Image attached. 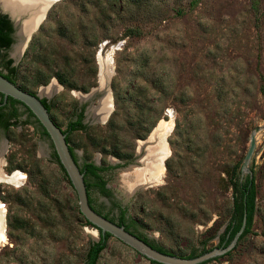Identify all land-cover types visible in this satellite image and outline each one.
<instances>
[{"label":"rangeland","instance_id":"374dc122","mask_svg":"<svg viewBox=\"0 0 264 264\" xmlns=\"http://www.w3.org/2000/svg\"><path fill=\"white\" fill-rule=\"evenodd\" d=\"M16 42L14 34L0 50L16 66L15 85L45 98L60 129L82 107L87 129L68 135L77 162L111 166L101 173L110 197L92 189L93 205L108 216L117 213L112 200L126 206L131 229L176 254L204 239L212 248L229 214L228 174L239 164V180L252 172L255 183L250 232L206 264H264V0H56L13 54ZM107 55L100 91L99 57ZM103 95L110 110L101 119L91 107ZM18 113L0 130V170L19 175L0 181V264H82L98 230L78 212L39 123L22 105ZM162 121L160 179L134 186L126 173L143 166ZM96 264L155 263L109 236Z\"/></svg>","mask_w":264,"mask_h":264},{"label":"trees","instance_id":"16d2710c","mask_svg":"<svg viewBox=\"0 0 264 264\" xmlns=\"http://www.w3.org/2000/svg\"><path fill=\"white\" fill-rule=\"evenodd\" d=\"M12 32H13V28H12L10 19L5 13H0V50H5L10 46L12 42ZM15 72H16V66L12 64L11 58H6L4 54L0 55V73L6 79H8L14 84H15L14 82ZM18 87L23 89V87H20V86ZM261 90H262V93L264 94L263 87ZM28 92H30L31 94H34L32 91H28ZM40 102L44 105L49 116L51 117L49 113L50 103L43 97L40 98ZM16 104H21V103L10 96H6L5 98H3V95L0 93V130L4 134H6V132L8 131L10 127L16 125V123L19 121L18 120L19 113L17 111ZM25 110L27 112V117L31 116L34 118L32 113L26 107H25ZM75 110H73L72 112L73 119L66 123L65 129H61V130L65 134V141L68 144V149L70 151V154L73 160L77 162L76 155L73 152L72 147L69 145L68 135L75 130L84 131L87 129V127L85 126V124L82 123L83 108L79 107L77 111ZM34 121L37 122L35 118H34ZM54 123L57 125L55 121ZM40 128L41 129L39 132L47 136L45 130L41 126ZM53 157L55 158V162L58 164L64 178L70 184L64 172V169L58 162V159L56 157L54 150H53ZM77 165H78L79 171L82 172V178L89 192L90 190L93 189L95 191H98L100 194H102L105 197H110V190L106 187L105 185L106 182L103 179L102 174H101L103 171L111 168L110 165H107V164L96 165L91 161H83L80 164L77 162ZM238 168H239V164H234L231 167L230 172L228 174L227 181L231 189V202H230L229 214H228L227 222L224 226V229L219 234L218 242L213 247L215 246L223 247L231 240L235 232L240 227L243 213H245V226L242 232L240 233V235L238 236L237 242H239L243 238V236H245V234L250 232L253 215L256 210L254 177L251 172L250 179L247 174L243 180H239ZM249 180H250V184H248ZM111 207L116 209L117 211L116 216H108V213H102L100 209L94 205V209L97 213L101 214L103 217L109 219L112 222H115L118 225H122L124 229L134 234L138 238L142 239L143 241H145L147 244H149L151 247L155 248L158 251L168 253L171 255L181 256V257H194V256H197L211 249L209 247H206V239H204L199 242L200 248L197 249V248L192 247L184 255L176 254L172 251L165 249L163 246L153 241H149L144 235L140 233H136L133 229H131L130 227H133L135 225V222L131 217L126 215V206H122L117 201L112 200ZM84 222L86 224L91 225L85 219H84ZM96 229L98 230V239L96 241H92L87 244L84 250V253H83L82 264H96L100 251L104 248L107 238L111 236L107 232H104V234H100L99 229L98 228ZM227 253L228 252H225L224 254H227ZM215 258L216 257H212V258L200 261L197 264H206L208 261L215 259ZM147 260L151 263L160 264L153 260H149V259Z\"/></svg>","mask_w":264,"mask_h":264},{"label":"water","instance_id":"95a60500","mask_svg":"<svg viewBox=\"0 0 264 264\" xmlns=\"http://www.w3.org/2000/svg\"><path fill=\"white\" fill-rule=\"evenodd\" d=\"M52 3L49 4V6ZM48 6V7H49ZM3 11L0 13H5L12 23V36L17 35L18 30H20L23 24V18L13 19L8 11L1 8ZM41 14V11H40ZM40 22L37 24L35 19L32 23H28V26L23 28V34L21 37L22 43L24 44L27 38L30 36V33L37 28ZM15 28V33H14ZM25 29V30H24ZM0 93L3 95V98L10 96L17 101H19L23 106H25L37 120L39 125L45 130L53 150L56 154L58 162L64 169V172L72 186L76 198H77V208L79 213L87 220L92 226L98 228L100 234L104 232L109 233L111 236L117 238L137 253L141 254L149 260H153L160 264H197L200 261L215 257L217 254H222L231 249L234 244L237 242L238 236L242 232L245 226V213L241 220L239 229L235 232L231 240L225 246H215L211 249L197 255L194 257H181L176 255H171L156 250L151 247L142 239L138 238L134 234L130 233L122 225H118L115 222L110 221L109 219L103 217L101 214L97 213L94 209L92 196L82 178V172L79 171L77 162L73 160L70 151L68 149V144L65 141V134L62 130L54 123L53 119L49 116L46 108L40 102V96L37 94H31L28 91L22 90L14 83L6 79L0 73ZM259 129L258 125H255L252 128V132L249 136L248 146L246 152L243 156L241 162V170L246 169L249 157L254 148L255 138L254 133ZM165 142V141H164ZM2 172V171H1ZM7 176V174H5ZM10 175V174H9ZM249 179L251 173L248 174ZM250 184V180L248 182Z\"/></svg>","mask_w":264,"mask_h":264},{"label":"bare ground","instance_id":"6f19581e","mask_svg":"<svg viewBox=\"0 0 264 264\" xmlns=\"http://www.w3.org/2000/svg\"><path fill=\"white\" fill-rule=\"evenodd\" d=\"M56 0H0V7L9 12V14L14 19L23 18L24 26L17 32V42L13 47V54H17L20 49L24 46L22 43L21 37L23 34V28L28 26V23H32L35 19L40 22L45 15V12L50 3L55 2ZM41 11V14H40ZM25 30V29H24ZM14 56V55H13ZM100 68H101V81H99V90L103 89L105 79L109 72L108 66L110 60L108 55L106 58L104 56L99 57ZM111 69V68H110ZM101 82V84H100ZM107 84V83H106ZM48 91V88L45 89ZM86 98V96H85ZM101 98V99H100ZM98 102L100 105L91 107V111L94 112L95 116L105 118L110 108L109 98L105 95L100 97ZM97 102V103H98ZM168 124L164 121L160 122L153 132L148 137L146 145L144 147V152L142 159H139V163H143L141 167H132L131 172L126 173L133 175L136 180L134 181L135 185H142L145 183H152L159 181L160 175L162 174V162L168 154V150L165 146L164 138L168 134ZM129 177V176H128ZM133 177V178H134ZM19 175L17 172L11 173L7 176L0 170V181H8L12 183H17ZM3 209L0 205V241L4 239L3 234Z\"/></svg>","mask_w":264,"mask_h":264},{"label":"flooded vegetation","instance_id":"af4514ba","mask_svg":"<svg viewBox=\"0 0 264 264\" xmlns=\"http://www.w3.org/2000/svg\"><path fill=\"white\" fill-rule=\"evenodd\" d=\"M12 24V23H11ZM13 37V36H12ZM18 105H22V104H16L17 107V111H18ZM23 106V105H22ZM25 108V106H23Z\"/></svg>","mask_w":264,"mask_h":264}]
</instances>
